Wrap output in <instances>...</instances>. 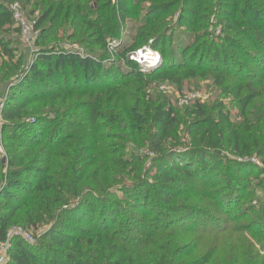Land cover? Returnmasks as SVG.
Masks as SVG:
<instances>
[{
    "label": "trees",
    "instance_id": "obj_1",
    "mask_svg": "<svg viewBox=\"0 0 264 264\" xmlns=\"http://www.w3.org/2000/svg\"><path fill=\"white\" fill-rule=\"evenodd\" d=\"M15 1L38 12L30 61ZM178 10L190 38L172 46ZM149 41L161 59L141 70L127 54ZM177 71L210 76L241 122L197 98L182 145L181 111L149 91ZM263 105L264 0H0V235L47 226L6 264H264L257 166L238 160L264 159Z\"/></svg>",
    "mask_w": 264,
    "mask_h": 264
},
{
    "label": "rangeland",
    "instance_id": "obj_2",
    "mask_svg": "<svg viewBox=\"0 0 264 264\" xmlns=\"http://www.w3.org/2000/svg\"><path fill=\"white\" fill-rule=\"evenodd\" d=\"M10 5V4H9ZM143 11L139 13V16L136 19L130 18L126 21V23L124 24V26L121 28L120 31V35H121V42H122V46H128L131 44V38L132 36H134L137 26L139 24L138 19H140V17H142L143 13H144V9L146 7V4L142 5ZM96 7V4L92 3L90 8H94ZM30 8H28L26 11L23 10L26 18L29 20V23L31 24V42H27L26 40H24L20 34L18 33H12L10 34L11 40L13 42V46L17 47L18 54L20 55L21 52H23L25 60L26 61H30L32 54L31 51H34L36 49L35 47V39L36 36H38V32L39 30H37L35 28L34 25V21L37 17V13L38 12H34L33 14L29 13ZM178 12L179 10L176 12H172L171 14L168 15V18L170 17L171 19V23H169L171 30H174V42L173 45H177V43H187L189 42V32L187 30L186 26L181 25L178 22ZM191 40V39H190ZM69 45V44H66ZM143 46H150L151 48H153L150 45V41L146 44H144ZM169 46V44H166V48L167 49ZM73 49H75L74 47H72ZM92 50H97L100 51L99 47H88ZM108 50H106V52L108 51L110 54L113 55L114 50H111L109 48V46H107ZM78 49V48H76ZM155 50H157L156 48H153ZM80 52L85 53L86 51L88 52L89 49H79ZM161 59V56H160ZM160 61V60H159ZM159 63V62H158ZM157 63V64H158ZM139 67V66H138ZM149 91L152 95H154V97L157 95H163L166 96L171 103H173V105L175 106V108H177L178 110L181 111V117L184 116L183 111L185 107H182L180 105H178V99L180 97H182L185 94H189L192 93L194 95H196V98H198L201 102H204L205 104H207L209 107H213L216 104H221V108L225 111H228V113L230 114V118L231 121L234 123H240L242 118L237 117V109L234 107V100L231 96H228L226 94H223L221 92V90L219 89V87H217L213 80L211 79L210 76H205V75H196V76H188L187 74H183L182 72L177 71L175 73L174 78H172L169 81H165V80H159L157 81V83L152 84L149 87ZM257 103V102H256ZM257 105V109H261L262 106H259V103L256 104ZM264 107V105H263ZM264 110V109H263ZM192 120V117H188V116H184V118H182V125L179 127L178 130V137L180 138V142L183 143L182 145L186 146V147H190L192 145V142L190 141L189 136L187 135H183L184 131L183 129L185 128V126ZM142 152L146 153V150H143ZM223 155L228 157V158H234L235 156H233L234 154L230 152L229 149H224L223 150ZM236 159V157H235ZM240 161H244L247 163H250L252 165H256L257 169L254 168L255 171H257V178L253 180L254 182V186L256 188V194L254 197H251L250 199H253L252 204H255V199L256 197H261L264 195V175L259 173V170L263 169L264 167V159H262L261 157H258L256 155V153H253L251 155H248L246 157H244V159H238ZM255 198V199H254ZM246 201H242V203H245ZM247 218H242L241 220L246 221ZM47 226H43L40 227L38 229H31L35 235H41V233H43V231L46 229ZM264 254V252H263ZM7 259H8V254H7Z\"/></svg>",
    "mask_w": 264,
    "mask_h": 264
},
{
    "label": "built area",
    "instance_id": "obj_3",
    "mask_svg": "<svg viewBox=\"0 0 264 264\" xmlns=\"http://www.w3.org/2000/svg\"><path fill=\"white\" fill-rule=\"evenodd\" d=\"M9 9L12 14V19L15 26L19 29L20 36L27 42H31V24L26 18L21 5L18 2H12L9 5ZM119 41H111L108 46L113 50ZM127 58L130 61L135 62L141 70H148L157 65L160 60V53L158 50L151 48L150 46H142L127 54ZM197 99L196 95L189 93L185 94L178 99V105L184 106ZM40 235H35L31 230H27L21 226H13L4 235H0V264H6L7 253L11 248L12 239L15 237L22 238L27 243H35Z\"/></svg>",
    "mask_w": 264,
    "mask_h": 264
}]
</instances>
